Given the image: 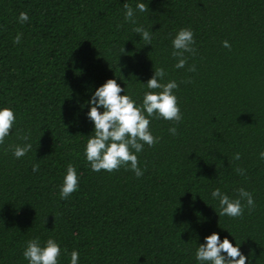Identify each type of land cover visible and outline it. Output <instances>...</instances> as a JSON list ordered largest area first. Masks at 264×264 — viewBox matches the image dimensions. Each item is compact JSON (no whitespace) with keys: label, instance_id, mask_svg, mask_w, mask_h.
Segmentation results:
<instances>
[{"label":"trees","instance_id":"trees-1","mask_svg":"<svg viewBox=\"0 0 264 264\" xmlns=\"http://www.w3.org/2000/svg\"><path fill=\"white\" fill-rule=\"evenodd\" d=\"M126 2L149 10L126 22ZM140 25L152 45L133 32ZM181 28L193 30L196 54L176 69L172 39ZM154 65L167 72L164 82L178 83L182 121L152 120L160 142L138 154L141 178L123 168L93 172L84 156L92 95L116 79L139 105ZM4 107L17 121L0 145V264H29L23 251L36 237L67 250L60 264L73 250L79 264H198L195 252L213 232L238 244L247 264H264V0H0ZM17 130L32 144L21 159L11 151L26 143ZM69 163L79 190L63 200ZM241 187L255 211L220 218L212 192L236 198Z\"/></svg>","mask_w":264,"mask_h":264},{"label":"clouds","instance_id":"clouds-1","mask_svg":"<svg viewBox=\"0 0 264 264\" xmlns=\"http://www.w3.org/2000/svg\"><path fill=\"white\" fill-rule=\"evenodd\" d=\"M126 22L136 24V12L141 13L149 10L148 5L143 2L137 3L134 9L129 3H125ZM19 22L26 23L29 16L26 12H21ZM133 32L139 34L145 45H152V34L143 25L133 28ZM22 33L14 38V43L21 42ZM196 44L195 34L191 28H181L172 39L171 55L176 59V69L185 68L188 57L185 53L193 56L196 54L194 45ZM225 48L231 49L228 41L223 42ZM125 52L123 48L121 50ZM189 72H195L196 67L192 65L187 68ZM167 72L163 67L154 65V75L146 84L148 91L143 94L142 103L139 105L126 94L116 79H108L92 95L90 100V111L87 113L88 119L94 124V133L89 136L84 156L95 173L105 171L109 174L119 172L121 168L132 171L137 178L144 175V169L140 167L138 154L144 151L145 145L154 148L160 137L154 136L151 131L152 120L163 119L178 125L183 119V113L178 97L174 90L179 88L175 80L164 82ZM190 82V81H186ZM103 109L101 111L100 109ZM17 117L12 108L4 107L0 109V145H4L6 139L12 134L16 125ZM172 135H177V128H169ZM17 137L26 143L23 145L11 146V151L16 159H21L32 150L30 133L20 134L17 130ZM260 159L264 160V152H261ZM241 158L240 153H236L234 160ZM39 171V164L33 165V172ZM235 171L244 175L245 170L237 167ZM80 176L76 167L69 163L66 167V174L60 186V198L67 200L73 193L79 190ZM213 199L219 201V217H230L238 219L243 217L244 210L255 211L256 204L251 192L241 187L236 189V198L230 197L219 188L212 192ZM56 219V218H55ZM67 250L61 249L60 244L49 238L43 244L39 237L27 241V246L23 251V257L29 264H60L61 256ZM79 252L73 250L70 254V264H79ZM198 264H247L248 258L243 254L238 244L235 246L225 237L221 240L219 233L213 232L205 237V243L200 244L195 252Z\"/></svg>","mask_w":264,"mask_h":264}]
</instances>
